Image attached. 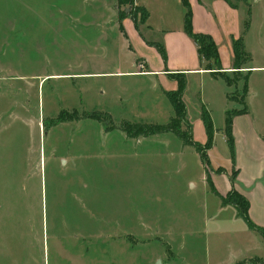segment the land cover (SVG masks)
<instances>
[{
	"label": "rangeland",
	"instance_id": "rangeland-1",
	"mask_svg": "<svg viewBox=\"0 0 264 264\" xmlns=\"http://www.w3.org/2000/svg\"><path fill=\"white\" fill-rule=\"evenodd\" d=\"M138 1L142 7H150L158 27L161 16L173 17L175 23L182 18L179 0ZM117 3L0 0V264H90L102 256L97 249L109 246L116 236H104L102 223L119 215L129 223L125 218L128 213L141 223L147 217L152 219L147 214L152 211L154 215L166 214L170 225L162 227L165 233L146 235L145 246L136 251L137 264H148L154 258L156 264H215L214 255L223 261L228 255L227 243L215 242L214 228L202 222L204 206L218 198L210 185L204 188L201 182L206 175L201 154L188 146L174 156L173 150L180 152L178 146L183 141L171 132L159 135L169 142L153 138L157 142L152 143L127 140L119 129L127 127L120 124L124 120L139 126L169 125L174 109L167 95L159 97L157 90L148 89L149 82L134 78L122 85L90 77L75 79V71L86 68L85 61L77 59L87 51L102 55L110 49L113 54L109 59L116 54L128 61L116 23L108 25L106 32L103 26L112 21ZM248 3H241V8L258 11L255 2ZM261 5L264 9V3ZM71 6L76 9L72 14ZM118 8L120 20H144L135 0H125ZM91 21L92 25L87 24ZM245 65L249 61L245 60ZM245 75H232L231 111L249 108L250 99L242 101ZM160 84L162 90L167 85L164 80ZM120 93L123 100L113 104ZM149 100H154L152 107L158 109L153 114L152 108L143 110L144 101ZM188 103L190 134L204 143V122L196 115L201 112L200 98L188 99ZM88 112L109 115L100 122L86 119ZM62 113L70 120L57 122ZM213 119L219 129L222 117L214 111ZM108 129L111 135L106 133ZM184 137L190 139L186 133ZM225 146L220 137L218 150L225 154ZM143 147L155 152H141L133 159L128 156ZM151 161H158L159 166L141 168ZM235 169L240 176V167ZM224 174L231 180L233 170ZM183 209L191 220L199 221L192 231L179 228ZM158 234L163 238L154 237ZM170 237L173 240L169 242Z\"/></svg>",
	"mask_w": 264,
	"mask_h": 264
},
{
	"label": "crops",
	"instance_id": "crops-1",
	"mask_svg": "<svg viewBox=\"0 0 264 264\" xmlns=\"http://www.w3.org/2000/svg\"><path fill=\"white\" fill-rule=\"evenodd\" d=\"M135 1H137L139 7L147 11L148 18L146 21L139 17L136 19L126 17L120 20V17H118L119 2L117 0L118 3L113 9L114 14L110 16L112 21L109 20L103 25L106 32L108 25L113 27L116 23V27L120 32L119 38L125 47L123 52L128 61L124 62L116 54L109 59L113 54L110 49L104 51L102 55L87 51L84 56L77 59L81 62L85 61L86 68L85 70L75 71V79L90 77L88 79H99L103 82H121L122 85L124 81L134 78L133 80L136 81L149 82L148 89L152 88L153 92L157 90L159 97L163 93L168 97V92L177 91L180 80L185 78L186 89L183 94V102L187 111L186 120L188 122L191 120L189 118L190 106L188 99L195 101V97H199L202 105L201 112L199 110L196 113V115L199 114L197 117H200L203 121L202 115L204 111H207L213 124V143L208 150L212 172L209 178L206 170V175L202 177L201 182H203L204 188H208L210 185L212 194L218 199L214 200L213 204L209 202L208 205L204 206L205 217L203 221L202 214L198 218L201 219L204 225H210L214 228L213 238L216 237L215 242L219 245L227 243L228 255L226 259L224 261L219 260L220 255L216 254L214 255L215 264H264V262H253L260 259L264 261V235L248 226L235 206L231 204L224 205L222 200V198H227L229 192L236 190L249 201L248 211L252 223L257 227L264 228V9L261 5L264 0H187L190 8L192 30L198 34L211 35L218 46L220 66H213L214 69H209L207 67L208 62L199 59L198 45L185 30L188 12L185 0H179L183 7L180 13L182 18L175 23L173 17L161 16L159 27L153 23V13L150 11V7H147V10V8L141 6L138 0ZM250 1L256 3L257 12L254 7H251L247 12L241 8V3L249 4ZM74 12H76V9L71 6V14ZM246 22H249L248 30L246 29ZM87 24L92 25L93 21ZM158 35L159 37H157ZM241 38L245 51L251 59L249 65H245L244 69L241 70V73L248 75L249 94L247 99H250V103L247 104L249 105L247 113L233 118L234 149L232 151L226 135L227 113L231 111L229 96L231 97L230 89L232 86L228 85L219 74L225 73L231 77L237 74L235 70L234 42ZM162 48L164 54L161 51ZM157 49H159L161 56ZM163 80L167 85L162 90L160 83ZM77 85L76 82V93L78 94ZM123 88L128 92V89ZM120 90H122V87H120ZM117 91H119L118 88ZM150 95L153 97L152 93ZM117 96L119 101L113 103L115 105L124 98L121 93ZM144 104L146 105L143 110L152 108V114L158 110L156 107H152L155 105L154 100L144 101ZM135 111L139 115V111L137 109ZM214 111L222 117V126L219 129L214 124ZM105 114L107 113L105 112ZM175 117L174 109V117L171 122ZM81 120L83 119H78V121ZM93 120L99 121L98 119ZM203 122L207 136V138H204L205 142L198 143L192 135L193 141L200 145H205L209 141L206 124L205 121ZM122 123L135 124L125 120L120 122V124ZM119 129L127 140L137 139L139 142L147 140L152 143L157 142V139H161L162 143L170 141L164 136H159L160 134L150 135V137H132L124 128L119 127ZM105 131L109 134L112 133L109 129ZM220 137L227 146H225V154L217 148ZM150 138L151 140H149ZM153 138L157 139L153 140ZM188 146L183 141L178 146L180 152H174L173 150L172 153L174 156L175 153L181 154ZM149 151L155 152L154 149L146 151V147H143L125 154L128 153V156L133 159L141 152L148 153ZM117 156L120 157L121 155L117 154ZM161 156L164 157L162 154ZM158 166V161L141 164V168L147 167V169ZM235 167H240L241 173L240 176L236 177L235 181H237L233 183L224 173L233 170V173L237 172L238 175L239 170ZM127 168L133 169L132 166H127ZM128 183L132 184L133 179L128 180ZM176 213L178 215L179 211H176ZM147 214H151L152 219L147 217V220H142L141 223L137 222L136 217H133L130 213H128L129 217L124 216L126 220H129V223L122 221V215H119V217L114 216L113 221L102 223L104 227L101 226L104 230H101V232H104V236L116 235L117 237L111 238L109 246L98 248L96 252H101L102 256L94 259L90 264H137L138 254L136 251L140 248V245L145 246L146 235L153 237L155 233H165L162 227L170 225V220L165 219L166 214L154 215L153 211ZM197 220V218L191 220L187 210L183 209V212L178 216V223L182 226L179 228L181 231L188 229L192 231L193 225L199 222ZM101 232L97 236L102 235ZM124 236H130L134 240L136 238V240L135 242L128 241V238H124ZM154 237L163 238L160 234ZM167 240L170 242L173 239L170 237ZM92 252L95 251L92 250ZM157 261L158 259L154 258L148 264H156Z\"/></svg>",
	"mask_w": 264,
	"mask_h": 264
},
{
	"label": "trees",
	"instance_id": "trees-1",
	"mask_svg": "<svg viewBox=\"0 0 264 264\" xmlns=\"http://www.w3.org/2000/svg\"><path fill=\"white\" fill-rule=\"evenodd\" d=\"M119 4H123L125 0H118ZM185 6L187 7V19H186V26L185 30L187 31V34L189 37L195 41L196 45H198V54H199V59L201 61H206L208 62V68L209 69H214L213 66L219 67L220 66V60H219V50L218 46L216 45L213 37L211 35H204V34H198L195 33L194 30H192V24H191V15H190V8H189V3L187 0H185ZM144 12V21L148 18V13L145 10H141ZM137 17H134L136 19ZM249 22H246V29L248 30L249 28ZM161 51L164 54V49L162 48ZM234 54H235V59H236V68L235 70L237 71L236 73L241 72L242 69H244L243 65L245 64V60L250 61V56L245 51L244 44L241 39H238L237 41L234 42ZM208 69V70H209ZM218 69V68H217ZM219 76L227 82L228 85H231V79L232 77L229 75H226L225 73L222 74L220 73ZM244 79V93L242 96V101L244 102L249 94V89H248V75H245L243 77ZM186 89V80L185 78H182L180 80V85L177 91L174 92H168V97L171 101L172 106L175 109L176 117L173 119L172 123L169 125L165 126H160V125H142L139 126L138 124H127L124 127V130L132 137L135 136H144V137H150V135H155V134H163L165 132H173L175 133L178 137H181V139L184 141L186 145L192 146L197 151L201 154L203 164L206 167L208 177L210 178L211 172H212V167H210V161L208 158V150L211 148L212 143H213V124L212 121H210L209 115L207 111H204L202 118L203 121H205L206 124V129L207 133L209 136V141L205 145H200L198 143H195L193 141V137L190 134V131L192 130V126L190 122L186 120V106L184 105L183 102V94L184 90ZM231 97L229 96V99ZM248 108L247 106L244 107L243 109L240 110H233L229 111L227 113V120H228V126H227V133L226 135L228 136V140L231 146V150L233 151L234 149V135H232V125H233V118L237 115H241L243 113H247ZM108 115L103 113H97V112H92L88 113L85 118H93V119H98L99 121H103V119L107 118ZM80 119V118H78ZM68 118H64L63 113L58 117L57 122H67ZM138 125V126H136ZM186 126V131L183 130V126ZM185 133L189 135L190 139H186ZM221 172V171H219ZM237 176V172H234L232 175L231 181L235 183V179ZM209 180V179H208ZM223 204L228 205L231 204L236 207L238 212L240 213L241 217L245 219L246 223L248 226H250L253 230H256L257 232H260L262 235H264V228L262 227H257L255 226L252 221L249 218V201L245 196L240 195L236 190H232L229 192L227 198H222ZM253 262H264L263 260H254Z\"/></svg>",
	"mask_w": 264,
	"mask_h": 264
},
{
	"label": "water",
	"instance_id": "water-1",
	"mask_svg": "<svg viewBox=\"0 0 264 264\" xmlns=\"http://www.w3.org/2000/svg\"><path fill=\"white\" fill-rule=\"evenodd\" d=\"M161 262H159V264H160Z\"/></svg>",
	"mask_w": 264,
	"mask_h": 264
}]
</instances>
